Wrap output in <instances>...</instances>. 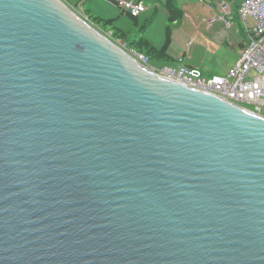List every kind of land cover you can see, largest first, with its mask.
I'll return each instance as SVG.
<instances>
[{
    "label": "water",
    "instance_id": "1",
    "mask_svg": "<svg viewBox=\"0 0 264 264\" xmlns=\"http://www.w3.org/2000/svg\"><path fill=\"white\" fill-rule=\"evenodd\" d=\"M0 264H264V117L0 0Z\"/></svg>",
    "mask_w": 264,
    "mask_h": 264
},
{
    "label": "built area",
    "instance_id": "2",
    "mask_svg": "<svg viewBox=\"0 0 264 264\" xmlns=\"http://www.w3.org/2000/svg\"><path fill=\"white\" fill-rule=\"evenodd\" d=\"M133 18L146 12L143 3L128 0H106ZM222 19L228 27L239 16L246 25L251 18L254 28L248 29L249 44L240 52L237 63L226 76L205 77L203 72L185 64L184 58L164 69L154 70L162 78L213 94L243 109L264 117V0H247L235 14L229 4L220 6ZM131 56L150 69L149 58L140 54Z\"/></svg>",
    "mask_w": 264,
    "mask_h": 264
},
{
    "label": "rangeland",
    "instance_id": "3",
    "mask_svg": "<svg viewBox=\"0 0 264 264\" xmlns=\"http://www.w3.org/2000/svg\"><path fill=\"white\" fill-rule=\"evenodd\" d=\"M69 7L76 12L84 21L92 25L94 28H96L98 31H100L102 34H104L107 38H109L111 41L119 45L121 48H123L127 53L131 54H140L144 55L149 58V66L150 70L155 72L154 70H160L164 69L167 66L174 65L175 63L173 62H162L164 58L154 56L150 49L148 48L147 45L142 44V38L140 37V32L142 30L143 25L146 23L147 19H152L150 21L149 26L147 29H144L142 31L143 35L147 38V36H150L154 43H162L165 39V34H166V26L169 25V22L166 21L165 17V10L160 6V8L155 12V8H152L153 5H148L150 12H146V14H143L141 18L139 19V23L136 24L134 23L133 19L126 14H122L119 10V19L117 18L116 20H121L120 23L117 25L119 28L123 29L126 31L125 35L128 34V36H121L118 32L115 31V29L112 28V25L107 23V20L110 19V17L113 15L109 11L105 13V10H112L111 6L103 2L102 0H87L85 2H80L79 0H63ZM235 1V0H234ZM233 1V2H234ZM239 0L235 1V4ZM159 3V2H156ZM238 5H241L242 3H237ZM161 5V3H160ZM236 6V5H235ZM234 6V7H235ZM215 9V14L216 15H224L220 11H218L217 5L214 6ZM232 6L233 12L236 14L238 8H234ZM117 13H114V16H116ZM126 15V16H125ZM156 16V17H155ZM104 18V19H102ZM186 23L189 25L188 21L186 20L185 22V28H186ZM221 33L222 36L224 35L225 37L223 38L224 43L226 44V48H228V52H222V50L219 52L218 51H213L209 53L208 47H212L206 44L205 42L198 41L190 35L187 38V41H184V44L182 45V42H180L178 39L175 40V45L174 47L180 50H177L174 53V56L177 55V53L181 54H187L188 60L186 64L189 66L191 65L192 67L199 69L203 72V75L205 77H212V76H226L229 73L230 68H232L236 63H237V55H236V50L238 49L237 45V40L239 36H235L234 38L230 35L231 31L234 33L236 28H244L243 21L240 19L239 16L236 17L235 21L232 22V27L233 30H229L226 27L225 22H221ZM248 26L249 28H254V24L252 23V19L250 18L248 20ZM173 25V29H174ZM116 27V26H115ZM184 28V29H185ZM187 30V28H186ZM186 32L185 30L183 31L180 29V31H175V33L178 34V37L180 38V34ZM233 35V34H232ZM238 35V33L236 34ZM223 40H220L221 43ZM242 41V40H241ZM179 43V44H178ZM240 43V41H239ZM202 45V48H199L198 45ZM230 44H232L233 49L230 47ZM248 44V43H246ZM191 49V50H190ZM209 53V54H208ZM165 61V60H164ZM234 64L230 67V64Z\"/></svg>",
    "mask_w": 264,
    "mask_h": 264
},
{
    "label": "crops",
    "instance_id": "4",
    "mask_svg": "<svg viewBox=\"0 0 264 264\" xmlns=\"http://www.w3.org/2000/svg\"><path fill=\"white\" fill-rule=\"evenodd\" d=\"M87 1V0H86ZM103 2H105L106 4H108L109 6H111L112 10H105V13H107V11H109L111 14H113L110 19H108L107 21H110L109 24L112 25V28L115 29L116 32H118L121 36L125 37L128 36L125 35L126 31L119 28V26H117L121 20H116L117 18L119 19V10L120 12H122V14L124 13L120 8H118L117 6L109 3L106 0H102ZM128 1H133V2H140L143 3L147 10L146 12H150L149 10V6L148 5H153L152 8H155V12L160 8V6H162L163 3V8L165 10V17L166 21L169 22V25L166 26V34H165V39L162 43H154V41L152 40V38L150 36H147V38L143 35L142 31L144 29H147V27L149 26V22L152 21V19H147L146 23L143 25L142 30L140 32V37L142 38V40L146 41L148 44V48L149 49H153L156 52V56L157 57H161L164 58L162 62H174L175 64L180 60V58H184L185 60V64L188 60V56L187 54H181V53H177V55L174 56V53L177 49L174 47L175 45V40H179L180 42H182V45L184 44V41H187V38L192 35V37L196 40H198L199 42H205L206 44L212 47H208L209 53L213 52V51H218L219 52L222 50V52H228L229 46L228 48H226V44L228 43H224L223 38L225 37L224 35L222 36L221 33V22H225L222 19V15H216L215 14V5L219 6L218 11H221L220 6L222 4H229L232 8V6L234 7L235 5V9L238 8L240 5H238L237 3H244L247 0H239L236 4L234 0H128ZM174 2V13H170L167 5L168 2ZM234 1V2H233ZM85 2V1H84ZM159 2V3H156ZM161 3V5H160ZM119 9V10H118ZM217 10V9H216ZM233 11V9H232ZM143 13V14H146ZM114 13L117 15L114 16ZM108 14V13H107ZM126 14V13H124ZM142 14V15H143ZM223 14V13H222ZM127 15V16H126ZM125 16L128 17L130 15L126 14ZM141 15V16H142ZM141 16L137 19H133L134 23L138 24L139 19L141 18ZM131 17V16H130ZM156 17V16H155ZM129 18V17H128ZM104 19V18H102ZM186 20L189 22L187 25L186 23V28H185V22ZM248 22V21H247ZM226 23V22H225ZM252 23L254 24L253 20ZM227 24V23H226ZM173 25L174 29H173ZM116 26V27H115ZM248 26V23H246V25L244 26V28H236V30L234 31V33L231 31L233 30V27H227L228 31L230 30L231 33L230 35L234 38L235 36H239L237 42L238 45V49L236 50V55H237V60L239 59L240 56V52L241 50H243L248 44H249V33H248V29H250ZM185 28V29H184ZM180 29H182L183 31L185 30L186 32L180 34V38L178 37V34L175 33V31H180ZM238 33V35H236ZM233 34V35H232ZM220 40H223V42L221 43ZM242 40V41H241ZM240 41V43H239ZM201 43V42H200ZM248 43V44H246ZM179 44V43H178ZM199 48H202V45H198ZM230 47L233 49L232 44H230ZM191 50V49H190ZM234 50V49H233ZM208 53V54H209ZM165 60V61H164ZM234 64L231 63L230 67ZM190 67H192L191 65H189ZM194 68V67H192ZM197 68V67H196Z\"/></svg>",
    "mask_w": 264,
    "mask_h": 264
},
{
    "label": "trees",
    "instance_id": "5",
    "mask_svg": "<svg viewBox=\"0 0 264 264\" xmlns=\"http://www.w3.org/2000/svg\"><path fill=\"white\" fill-rule=\"evenodd\" d=\"M79 1H80V2H84V1H86V0H79ZM167 8H168V10H169V12H170L171 14L174 13V12H175V11H174V9H175L174 2H172V1L168 2ZM131 18H133V17H131ZM133 19H137V18H133ZM107 23H110V21H107ZM142 44L148 46L147 42L144 41V40H142ZM150 51L152 52V54H153L154 56H156V52H155L153 49H150Z\"/></svg>",
    "mask_w": 264,
    "mask_h": 264
}]
</instances>
